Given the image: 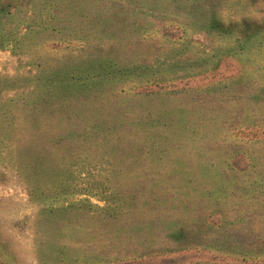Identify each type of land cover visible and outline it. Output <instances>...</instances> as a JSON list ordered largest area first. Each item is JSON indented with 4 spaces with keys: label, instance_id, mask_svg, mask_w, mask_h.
Masks as SVG:
<instances>
[{
    "label": "rangeland",
    "instance_id": "obj_1",
    "mask_svg": "<svg viewBox=\"0 0 264 264\" xmlns=\"http://www.w3.org/2000/svg\"><path fill=\"white\" fill-rule=\"evenodd\" d=\"M260 0H0V264H264Z\"/></svg>",
    "mask_w": 264,
    "mask_h": 264
},
{
    "label": "clouds",
    "instance_id": "obj_2",
    "mask_svg": "<svg viewBox=\"0 0 264 264\" xmlns=\"http://www.w3.org/2000/svg\"><path fill=\"white\" fill-rule=\"evenodd\" d=\"M260 2L264 4V0H260ZM219 17L223 20L225 24H228L229 22L233 21L239 22L243 17L255 19L256 21L260 22L261 20H264V10L257 7H252L248 9L242 16L239 17L225 10L219 13Z\"/></svg>",
    "mask_w": 264,
    "mask_h": 264
}]
</instances>
